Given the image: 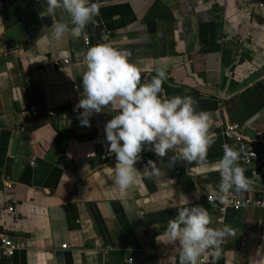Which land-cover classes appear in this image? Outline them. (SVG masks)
I'll return each instance as SVG.
<instances>
[{"label": "crops", "instance_id": "1", "mask_svg": "<svg viewBox=\"0 0 264 264\" xmlns=\"http://www.w3.org/2000/svg\"><path fill=\"white\" fill-rule=\"evenodd\" d=\"M90 2L99 14L82 35L56 41L43 0H0V204L16 209L1 224L19 244L0 264H179L166 229L178 208L192 206L207 210L211 228L236 230L207 264H264V209L219 215L207 197L219 189L224 123L264 133V0ZM107 30L144 83L166 72L161 98L191 96L209 114L215 139L203 163L170 167L176 153L143 151L139 178L123 194L104 134L117 112L109 105L85 127L75 110L85 56ZM149 160L159 170L152 178L142 173ZM246 171L255 183L241 194L264 196V167Z\"/></svg>", "mask_w": 264, "mask_h": 264}, {"label": "clouds", "instance_id": "2", "mask_svg": "<svg viewBox=\"0 0 264 264\" xmlns=\"http://www.w3.org/2000/svg\"><path fill=\"white\" fill-rule=\"evenodd\" d=\"M45 11L52 18V37L62 40L66 33L79 38L85 27L99 14L90 0H43ZM62 13V15H60ZM86 71L82 75L83 96L75 106L81 126L91 127L90 117L109 105L117 112L104 127L107 151L115 155L114 186L120 193L131 188L141 173L136 164L143 151H152L164 158L169 151L176 153L169 160L174 167L178 161L203 163L208 150L215 144L209 114L196 111L191 96L161 98L166 72L158 69L147 83L141 84L139 69L129 62L126 52L107 44L91 47L85 56ZM83 111H80V110ZM223 156L218 161L219 192L227 202L231 191L248 192L254 180L240 166L243 147L222 145ZM143 175H159L156 163L149 160ZM206 209L200 206L180 207L168 222L166 233L170 242L178 243L179 264H198L205 253L218 257L221 245L236 230L228 225L213 229ZM159 239V237H157ZM264 260V259H262Z\"/></svg>", "mask_w": 264, "mask_h": 264}, {"label": "built area", "instance_id": "3", "mask_svg": "<svg viewBox=\"0 0 264 264\" xmlns=\"http://www.w3.org/2000/svg\"><path fill=\"white\" fill-rule=\"evenodd\" d=\"M112 39V31L107 30L103 35L104 44L110 45L117 49L116 45L110 43ZM86 45L91 46V41L86 39ZM69 59L65 60V63H69ZM28 111L32 113L37 112V106L32 105ZM49 114H53L50 111ZM223 134L229 141L230 146H235L238 150L243 147L245 156L241 154L239 161L240 166L245 170V175L253 179L252 175H249L246 169L252 165L264 167V133L256 131L251 137L247 134V125L242 122L227 121L224 123ZM255 143V144H254ZM261 146H256V144ZM35 162L33 161L32 164ZM10 188V185L8 186ZM210 208L217 214L223 215L228 210H241L247 208L264 209V196L259 195H242L235 191H231L227 195V202H222V194L217 189L214 193L207 194ZM7 215H16V209L11 203L0 204V262L2 260L12 259L19 249V244L16 243L10 233L9 227L1 224V220ZM66 247V245L64 246ZM210 253H205L199 258L198 264H207L209 261Z\"/></svg>", "mask_w": 264, "mask_h": 264}, {"label": "trees", "instance_id": "4", "mask_svg": "<svg viewBox=\"0 0 264 264\" xmlns=\"http://www.w3.org/2000/svg\"><path fill=\"white\" fill-rule=\"evenodd\" d=\"M156 73H152V74H149V76L147 77L149 80H151L152 76H154ZM145 81L143 80V78L141 77V80H140V83H144ZM163 87H166L167 89L169 88V85L166 84L165 82H163ZM250 173V172H249Z\"/></svg>", "mask_w": 264, "mask_h": 264}]
</instances>
